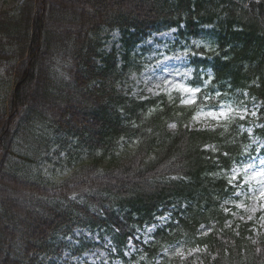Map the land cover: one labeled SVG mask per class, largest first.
Returning a JSON list of instances; mask_svg holds the SVG:
<instances>
[{"label":"trees","instance_id":"1","mask_svg":"<svg viewBox=\"0 0 264 264\" xmlns=\"http://www.w3.org/2000/svg\"><path fill=\"white\" fill-rule=\"evenodd\" d=\"M170 28L182 42L211 41L189 51L194 76L208 71L214 86L247 92L264 107V0H22L0 10V264L60 255L55 238L75 229L105 231L122 249L167 211L172 222L156 230L149 258L186 237L205 247L202 264H264V237L245 239L250 222L224 228L219 207L231 191L220 172L246 144L241 122L213 130L180 123L170 132L168 120L193 110L117 87L132 49ZM112 32L121 55L102 48ZM37 117L89 150L57 183L14 156L18 137H28L26 154L33 152L39 136L28 126ZM260 123L255 131L264 137V116ZM122 139L135 142L134 150L118 153ZM177 263L194 264L192 257Z\"/></svg>","mask_w":264,"mask_h":264},{"label":"rangeland","instance_id":"2","mask_svg":"<svg viewBox=\"0 0 264 264\" xmlns=\"http://www.w3.org/2000/svg\"><path fill=\"white\" fill-rule=\"evenodd\" d=\"M21 1L0 0V10L12 8ZM103 41L104 51L109 52L114 48L120 55L123 54L118 32L110 33ZM210 44L207 36L189 43L182 42L177 39L175 28L151 33L132 49L126 75L119 80L117 87L130 97L146 99L164 95L175 110L192 109L193 113L188 118L179 111L175 118L167 121L166 127L170 132L176 131L180 123L189 129L213 130L230 126L236 121L241 122L238 130L241 135L246 136V144L240 160L220 172L231 191L220 200L219 207L223 215H226L224 228L237 231L240 223L250 222L245 239L254 242L264 237V196L260 194L264 190L260 183L262 177L251 178L255 172L264 169V164L261 163L264 161V137L257 135L255 131L262 125L260 118L264 115H261L260 110L264 107L247 92L229 91L214 86L208 71L199 70L200 75L194 76L189 59L192 54L189 51ZM122 62L120 57L119 63ZM195 89L199 91H190ZM193 100L194 103L189 102ZM153 111L152 108L149 112ZM221 112L225 114L220 115ZM32 131L39 136L33 152L26 154L28 137L25 140L18 137L16 140L19 143L14 147V156L26 157L28 165L44 181H62L77 165L89 158V150L85 144L72 136L55 132L47 119H32L28 133ZM134 148L135 142L122 139L118 153L124 154ZM213 148V145L206 147L207 150ZM250 164L255 167L249 169ZM233 177L235 179L229 184ZM171 218L172 213L167 211L157 218L156 224L138 230L122 249L115 246L105 231L75 229L68 236L58 235L55 238L56 246H59V242L63 244L60 255L57 253L44 257L39 264H178L177 261L189 257L193 258L194 264H202L205 247L186 237L163 244L160 253L149 258L145 248L156 243V230L170 224ZM215 225L212 221L208 226H201L199 236L206 235Z\"/></svg>","mask_w":264,"mask_h":264},{"label":"snow or ice","instance_id":"3","mask_svg":"<svg viewBox=\"0 0 264 264\" xmlns=\"http://www.w3.org/2000/svg\"><path fill=\"white\" fill-rule=\"evenodd\" d=\"M190 91L196 92V91H199V89L190 90ZM189 102L194 103L195 101L193 100V101H189ZM220 107H223V106L221 105ZM224 114L225 113H223V112L220 113V115H224ZM209 115H215V114L214 113H209ZM261 163L264 164V161H261ZM248 167H249V169H253L255 167V165H251L250 164ZM256 176L262 177L260 183H261L262 187H264V169H261L260 171L255 172V175L252 176L251 178L252 179H255ZM234 179H235V177H233L232 179H230L229 180V184H231L232 183V180H234ZM260 194H261V196H264V190H262Z\"/></svg>","mask_w":264,"mask_h":264}]
</instances>
